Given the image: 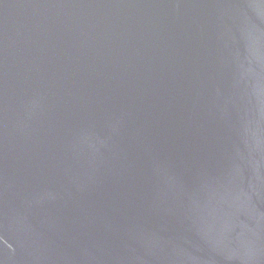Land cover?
Returning <instances> with one entry per match:
<instances>
[{"label":"water","instance_id":"95a60500","mask_svg":"<svg viewBox=\"0 0 264 264\" xmlns=\"http://www.w3.org/2000/svg\"><path fill=\"white\" fill-rule=\"evenodd\" d=\"M0 264H264V0H0Z\"/></svg>","mask_w":264,"mask_h":264}]
</instances>
